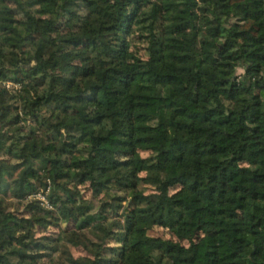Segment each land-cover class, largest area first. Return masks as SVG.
Here are the masks:
<instances>
[{
    "label": "trees",
    "instance_id": "16d2710c",
    "mask_svg": "<svg viewBox=\"0 0 264 264\" xmlns=\"http://www.w3.org/2000/svg\"><path fill=\"white\" fill-rule=\"evenodd\" d=\"M0 264H264V0H0Z\"/></svg>",
    "mask_w": 264,
    "mask_h": 264
},
{
    "label": "rangeland",
    "instance_id": "374dc122",
    "mask_svg": "<svg viewBox=\"0 0 264 264\" xmlns=\"http://www.w3.org/2000/svg\"><path fill=\"white\" fill-rule=\"evenodd\" d=\"M12 7H13V6H12ZM13 8H14V7H13ZM15 14H16L17 17L20 16L19 13H16V12H15ZM239 71H240V69H238V72H239ZM4 84H5L8 88H11V89H12V88L15 89V88L18 87L17 84L11 83L10 81L5 82ZM17 128H18V127H15V129H17ZM12 162H13V161H12ZM143 186H144V185H143ZM143 186H142V187H143ZM140 187H141V186H140ZM143 190H144L145 192H147L149 189H148L147 187H144ZM174 190H175V188H172V189L169 190V192H173ZM36 194H38V196H37L36 198L41 199V201L43 202V204H44L45 206H49V203H48V201L46 200L45 195L42 194V192L39 191V193H36ZM79 194H80V196H82V197L89 198V199L92 201L91 203L95 204V199H92V198H91V192H90V189H89V187H88L87 184H84V185L79 186ZM100 197H101V195H100ZM6 200H7V199H6ZM6 200L3 202V206L7 204ZM13 204H14V203H13ZM13 204L10 205L11 208L14 207L15 204H14V205H13ZM55 230H56L55 228H50V229H49L50 232L55 231ZM37 233H38V232H37ZM147 233H148L149 235H152V236H161V237H168V236H169V233H168L165 229H163V228H161V227H157V226L152 227L150 230H148ZM38 234H39V233H38ZM72 252H73L75 255L84 254V252H82L81 250L76 249V248H72Z\"/></svg>",
    "mask_w": 264,
    "mask_h": 264
},
{
    "label": "built area",
    "instance_id": "2783aa9c",
    "mask_svg": "<svg viewBox=\"0 0 264 264\" xmlns=\"http://www.w3.org/2000/svg\"><path fill=\"white\" fill-rule=\"evenodd\" d=\"M33 196H34V197H37V196H38V194H34Z\"/></svg>",
    "mask_w": 264,
    "mask_h": 264
}]
</instances>
